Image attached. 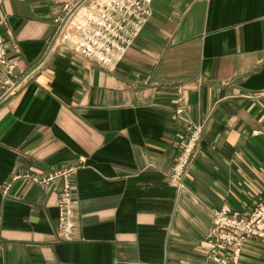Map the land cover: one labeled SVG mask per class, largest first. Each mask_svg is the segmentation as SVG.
I'll list each match as a JSON object with an SVG mask.
<instances>
[{
    "label": "crops",
    "instance_id": "1",
    "mask_svg": "<svg viewBox=\"0 0 264 264\" xmlns=\"http://www.w3.org/2000/svg\"><path fill=\"white\" fill-rule=\"evenodd\" d=\"M62 11L0 0L20 59L19 90L0 103V264H216L213 211L264 199V0H154L115 70L56 43ZM191 122L202 141L179 191L171 172ZM73 165L76 239L65 242L61 181L4 188ZM241 264H264V240Z\"/></svg>",
    "mask_w": 264,
    "mask_h": 264
},
{
    "label": "built area",
    "instance_id": "2",
    "mask_svg": "<svg viewBox=\"0 0 264 264\" xmlns=\"http://www.w3.org/2000/svg\"><path fill=\"white\" fill-rule=\"evenodd\" d=\"M63 4L55 20L58 28L56 43L72 45L74 51L106 70H115L153 16L154 0H53ZM5 17L0 15V103L17 93L20 80L16 75L19 58H10L3 37ZM183 87L177 97V114L187 110ZM204 127L188 125V138L181 144L180 155L172 169L171 181L179 191L186 189V178L198 158ZM80 166L73 165L46 176L30 172L16 175L4 188L7 195L13 183L25 181L44 188L63 183L58 203L59 240L76 239V207L78 204L74 177ZM215 226L209 233L208 258L216 264H241L246 244L253 239L264 240V199L255 200L240 212L229 209L213 211Z\"/></svg>",
    "mask_w": 264,
    "mask_h": 264
}]
</instances>
